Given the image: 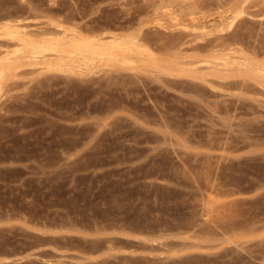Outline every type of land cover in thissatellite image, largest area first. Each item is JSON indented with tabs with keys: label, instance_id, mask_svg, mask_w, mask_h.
I'll return each instance as SVG.
<instances>
[{
	"label": "rangeland",
	"instance_id": "rangeland-1",
	"mask_svg": "<svg viewBox=\"0 0 264 264\" xmlns=\"http://www.w3.org/2000/svg\"><path fill=\"white\" fill-rule=\"evenodd\" d=\"M10 20L141 44L0 78V264H264V0H0Z\"/></svg>",
	"mask_w": 264,
	"mask_h": 264
},
{
	"label": "bare ground",
	"instance_id": "bare-ground-1",
	"mask_svg": "<svg viewBox=\"0 0 264 264\" xmlns=\"http://www.w3.org/2000/svg\"><path fill=\"white\" fill-rule=\"evenodd\" d=\"M0 35L13 41V47L10 42H7L11 49H4L6 53H3L4 55L1 57L0 78L8 73L13 64L20 59L41 60L48 58L52 61V58H55L65 62L66 60L69 62L74 59H87L93 62L92 60L114 56L120 60L123 59V61H131L134 55L128 50L131 47L128 43L131 42L133 47L141 44L138 37L119 40L114 36L108 41L104 40L102 36L90 37V35H83L78 31H70L66 28L34 35L22 30L20 25L12 20L0 26ZM4 50L3 52H5ZM127 54L130 55V59Z\"/></svg>",
	"mask_w": 264,
	"mask_h": 264
}]
</instances>
